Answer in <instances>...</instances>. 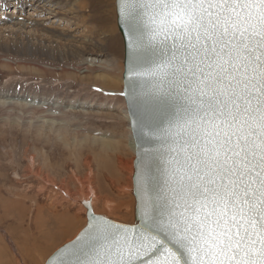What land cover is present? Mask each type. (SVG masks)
I'll return each mask as SVG.
<instances>
[{
    "label": "snow or ice",
    "instance_id": "1",
    "mask_svg": "<svg viewBox=\"0 0 264 264\" xmlns=\"http://www.w3.org/2000/svg\"><path fill=\"white\" fill-rule=\"evenodd\" d=\"M136 220L84 201L54 264H264V0H117Z\"/></svg>",
    "mask_w": 264,
    "mask_h": 264
},
{
    "label": "rangeland",
    "instance_id": "2",
    "mask_svg": "<svg viewBox=\"0 0 264 264\" xmlns=\"http://www.w3.org/2000/svg\"><path fill=\"white\" fill-rule=\"evenodd\" d=\"M45 5L0 0V264H45L85 226L90 197L135 221L116 0Z\"/></svg>",
    "mask_w": 264,
    "mask_h": 264
},
{
    "label": "water",
    "instance_id": "3",
    "mask_svg": "<svg viewBox=\"0 0 264 264\" xmlns=\"http://www.w3.org/2000/svg\"><path fill=\"white\" fill-rule=\"evenodd\" d=\"M116 13H117V24H118V28H119V31H120L122 37H123V41H124V72H123V95H124L125 92L129 91V89L126 87L127 81H126V77H125L126 52H127V49H126V40H125V36H124L123 31H122L121 25H120V23L118 22L117 0H116ZM124 98H125V102H126V106H127L128 117H129V124H130V129H131L132 138H133V141H134V151H135V159H134V161H133V173H132V181H133V189H132V193H133V195H134V199H135V220H136V204H137V197H136V195L134 194V180H133V177H134V173L136 172V160H137V147H136V145H137V140H136V134H135V131H134V128H133V125H132V119H133V117H132V111L134 110V107L130 104L128 96L124 95ZM84 201H90V202H91V205H92V210H93L94 212H96L95 209H94L93 198H92V197H90V198H88V199H84V200L81 201V204L85 207V205H84ZM86 212H87V209H86ZM96 213H97V214H101V213H98V212H96ZM103 215L106 216V217L109 218V219H112V220L116 221V222H120V221H117V220L111 218L110 216H108V215H106V214H103ZM122 223H123V222H122ZM80 231H81V230H80ZM80 231H79V233H80ZM79 233H78V234H79ZM78 234H77V235H78ZM77 235H76V236H77ZM76 236H75V237H76ZM75 237H74V238H75ZM74 238H73V239H74ZM73 239H72V240H73ZM72 240H70V241H72ZM70 241L64 243L63 245L68 244ZM63 245H61L58 249H60ZM58 249H56V250H55V251H54V252H53V253L47 258L45 264H54L52 258H53L54 253H56Z\"/></svg>",
    "mask_w": 264,
    "mask_h": 264
},
{
    "label": "bare ground",
    "instance_id": "4",
    "mask_svg": "<svg viewBox=\"0 0 264 264\" xmlns=\"http://www.w3.org/2000/svg\"><path fill=\"white\" fill-rule=\"evenodd\" d=\"M38 2L39 3H45L46 5H45V7L46 8H51V7H53L55 4L57 5V4H59V0H38ZM26 3H29V1H27ZM33 4H34V2H33ZM38 5V4H37ZM44 8V7H43ZM45 9V8H44ZM54 9V8H53ZM40 10V9H39ZM17 11V14L19 13V12H21L20 11V9L19 10H16ZM18 17V16H17ZM20 19V18H19ZM23 20V19H22ZM21 22V21H20ZM19 22V23H20ZM28 22V21H27ZM23 23V26H26V23H24V22H22ZM36 23V22H35ZM17 24V23H16ZM21 24V23H20ZM29 24V23H28ZM22 25V24H21ZM36 25V24H35ZM37 25H39L40 26V30L41 29H43L44 27H46L45 25H43L42 23H37ZM38 26V27H39ZM65 36V38H66V40H71V38H73V37H71V35H64ZM78 38V37H77ZM76 47H77V45H76ZM82 49H80V51H81ZM83 50H85V49H83ZM86 51V50H85ZM81 53H83V52H81ZM86 53V52H85ZM79 54V53H78ZM84 54V53H83ZM43 55V54H42ZM55 55V54H54ZM53 57V56H52ZM60 57V56H59ZM64 57V56H63ZM57 58V57H56ZM65 58V57H64ZM88 58V57H87ZM60 59V58H59ZM66 60V59H65ZM100 60H102V59H100V58H97V57H95V58H90L89 57V59H86L85 58V60H83V62H82V64L83 65H85V64H87V68H88V66H91L89 63L90 62H94L95 63V66H100V68H102L103 67V65L101 64V63H99L100 62ZM60 62H61V60H60ZM59 62V63H60ZM63 62V61H62ZM89 62V63H88ZM49 63V62H48ZM66 63V62H65ZM86 68V67H85ZM86 68V69H87ZM100 77V76H99ZM123 114H124V117L129 121V117H128V111H127V106H125L124 105V107H123ZM130 125V124H129ZM131 130V129H130ZM129 146H130V148L131 149H133L134 150V141H133V138H132V134H131V131H130V141H129ZM89 181V180H88ZM90 190V189H89ZM92 196V195H91Z\"/></svg>",
    "mask_w": 264,
    "mask_h": 264
}]
</instances>
